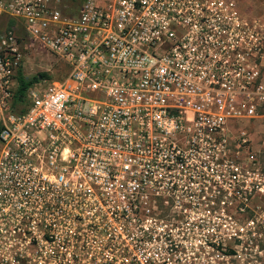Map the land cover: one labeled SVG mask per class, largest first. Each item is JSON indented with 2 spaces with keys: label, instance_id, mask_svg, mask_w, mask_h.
<instances>
[{
  "label": "built area",
  "instance_id": "obj_1",
  "mask_svg": "<svg viewBox=\"0 0 264 264\" xmlns=\"http://www.w3.org/2000/svg\"><path fill=\"white\" fill-rule=\"evenodd\" d=\"M234 8V0H0V227L32 224L18 241L0 237V264H35L10 252L56 261L59 250L84 249L97 231L77 210L107 218L100 235L117 219L122 239H136L123 221L139 222L144 206L175 200L220 164L229 129L255 114L252 96L264 103L250 27ZM33 52L54 57L66 76L35 84L19 115L16 77Z\"/></svg>",
  "mask_w": 264,
  "mask_h": 264
},
{
  "label": "rangeland",
  "instance_id": "obj_2",
  "mask_svg": "<svg viewBox=\"0 0 264 264\" xmlns=\"http://www.w3.org/2000/svg\"><path fill=\"white\" fill-rule=\"evenodd\" d=\"M234 3L236 20L250 23L252 68L262 77L264 0ZM45 71L55 79L64 69L54 57L33 52L23 74L32 77ZM252 100L255 114L250 119L238 118L229 129L220 164L214 170L196 176L195 186L179 190L175 200L169 195L168 203L162 204L159 198L144 206L139 222L131 225L123 221L125 235L127 231L141 233L136 239L131 235L122 239L117 219H109L113 223L107 226L109 232L100 235L107 218L97 221L85 210H77L85 216L86 231H97L85 234L80 242L84 249L59 250L56 261L35 251L10 252V259L20 261L24 255L27 262L35 264H264V103L254 96ZM145 209L149 213L143 214ZM126 243L132 245L128 260L124 258L128 253L122 256L120 250Z\"/></svg>",
  "mask_w": 264,
  "mask_h": 264
},
{
  "label": "trees",
  "instance_id": "obj_3",
  "mask_svg": "<svg viewBox=\"0 0 264 264\" xmlns=\"http://www.w3.org/2000/svg\"><path fill=\"white\" fill-rule=\"evenodd\" d=\"M9 25H13L14 21L10 20L8 21ZM59 65H61L59 63ZM64 69V72L59 75L55 79L62 80L66 76V67L61 65ZM50 81L54 80V76L51 75L49 72H42L38 73L32 77L25 76L21 71L18 72V75L16 77V90L14 92L13 96V108L15 112H17L19 115H24L29 110V107L31 105L30 99H29V90L38 82L41 81ZM203 174H206V172H203ZM237 171H233V175H236Z\"/></svg>",
  "mask_w": 264,
  "mask_h": 264
},
{
  "label": "flooded vegetation",
  "instance_id": "obj_4",
  "mask_svg": "<svg viewBox=\"0 0 264 264\" xmlns=\"http://www.w3.org/2000/svg\"><path fill=\"white\" fill-rule=\"evenodd\" d=\"M246 17L247 14H245ZM247 24V26L249 27L250 23L246 20V22H244ZM55 209L57 210V204L54 206V211ZM11 220V219H10ZM8 220L6 223L5 222H2L4 224V227H0V237L4 238V240L6 241H18V239H20V236L23 237V233H22V230L26 231L28 228H31V220H26V218H23L21 222L17 223L15 220ZM0 224H1V221H0ZM43 227V225L38 222L36 224V228L37 229H41ZM20 230V231H18ZM3 231V233L1 232ZM9 247V246H8ZM60 248V247H59ZM9 249L11 250H20L19 247H13V248H10ZM7 249V250H9ZM37 249V248H35ZM41 249V248H39Z\"/></svg>",
  "mask_w": 264,
  "mask_h": 264
}]
</instances>
